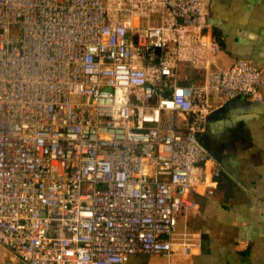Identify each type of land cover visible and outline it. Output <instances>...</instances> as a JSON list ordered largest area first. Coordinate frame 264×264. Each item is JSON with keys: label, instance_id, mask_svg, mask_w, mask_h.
<instances>
[{"label": "built area", "instance_id": "2783aa9c", "mask_svg": "<svg viewBox=\"0 0 264 264\" xmlns=\"http://www.w3.org/2000/svg\"><path fill=\"white\" fill-rule=\"evenodd\" d=\"M206 2L0 0V243L21 261L190 253L178 213L223 169L205 115L263 98L252 60L216 64ZM181 61L206 82L174 81Z\"/></svg>", "mask_w": 264, "mask_h": 264}, {"label": "crops", "instance_id": "0c3cea01", "mask_svg": "<svg viewBox=\"0 0 264 264\" xmlns=\"http://www.w3.org/2000/svg\"><path fill=\"white\" fill-rule=\"evenodd\" d=\"M206 14L220 45L216 64L252 60L262 70L263 98L226 99L219 114L205 120L201 141L223 169L211 187L191 188L188 197L197 206L178 213L174 234L194 243L190 253H138L124 264H264V0H207ZM212 67L181 61L173 79L204 84ZM177 123L186 127V119ZM0 264L27 263L0 243Z\"/></svg>", "mask_w": 264, "mask_h": 264}, {"label": "water", "instance_id": "95a60500", "mask_svg": "<svg viewBox=\"0 0 264 264\" xmlns=\"http://www.w3.org/2000/svg\"><path fill=\"white\" fill-rule=\"evenodd\" d=\"M223 104L222 105H220V106H218V107H215V108H213V109H211L206 115H205V118L208 120V119H210L212 116H214V115H217V114H219V110L220 109H222L223 107Z\"/></svg>", "mask_w": 264, "mask_h": 264}, {"label": "trees", "instance_id": "16d2710c", "mask_svg": "<svg viewBox=\"0 0 264 264\" xmlns=\"http://www.w3.org/2000/svg\"><path fill=\"white\" fill-rule=\"evenodd\" d=\"M207 30L211 35H215V30L212 29L210 26H208Z\"/></svg>", "mask_w": 264, "mask_h": 264}, {"label": "flooded vegetation", "instance_id": "af4514ba", "mask_svg": "<svg viewBox=\"0 0 264 264\" xmlns=\"http://www.w3.org/2000/svg\"><path fill=\"white\" fill-rule=\"evenodd\" d=\"M202 132H203V131H202ZM202 132H201V133H202ZM201 133H200V135H201ZM200 135H199V136H200ZM200 140H201V138H200ZM201 142H202V141H201ZM202 143H203V142H202Z\"/></svg>", "mask_w": 264, "mask_h": 264}]
</instances>
